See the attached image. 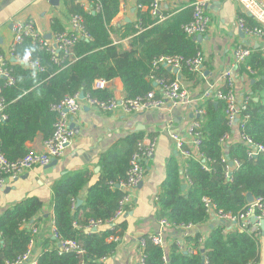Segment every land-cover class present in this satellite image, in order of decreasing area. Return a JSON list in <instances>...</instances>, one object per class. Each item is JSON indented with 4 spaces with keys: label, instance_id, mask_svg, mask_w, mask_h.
Returning <instances> with one entry per match:
<instances>
[{
    "label": "trees",
    "instance_id": "trees-1",
    "mask_svg": "<svg viewBox=\"0 0 264 264\" xmlns=\"http://www.w3.org/2000/svg\"><path fill=\"white\" fill-rule=\"evenodd\" d=\"M135 1L131 17L112 26L121 0H87L92 7L90 11L72 0L71 13L81 16L87 34V39L79 38L73 45L74 62L63 58L61 51L56 53L59 62H55L49 51L30 37H24L9 50L8 57L4 56L14 80L11 85H6L0 78L4 98L1 114L5 115L0 119V153L7 161L14 162L26 155L31 150L27 143L38 135L42 141L51 137L57 119L52 106L65 94L82 91L91 97L107 99L112 96L111 90L95 88L94 82L98 78L112 80L118 77L125 96L134 98L155 89L158 86L153 85L155 81L177 79L176 74L162 66L153 68L151 63L155 57L181 55L191 58L200 51L193 36L186 35L182 29L191 19L190 3L193 0L184 6H163L164 19L160 21L151 17L149 8L137 7L138 4L149 6L151 0ZM95 4L100 6L98 10H95ZM238 16L246 26L255 25L253 19L244 13ZM64 30L60 18L51 19V34ZM112 34L119 38L129 37V47L126 49L114 43ZM27 56L38 61L41 69L24 65L20 60ZM244 65L254 71L252 88L260 96L256 101L249 99L245 132L254 142L264 146V55L260 50H252ZM245 66L241 70L246 69ZM180 71L187 80L195 81L200 75L185 67ZM198 108L205 111L202 117L196 118L200 122L199 156L183 160L184 167L175 157L167 161L166 177L156 199L157 219L196 226L210 219L202 201L204 197L223 212L230 213L245 209L247 192L255 198L264 197V151L250 158L242 143L230 141L224 147L221 145L222 135L236 134L227 123L223 101L207 99ZM142 136V131L126 135L99 154L98 177L87 188V215L83 221L85 226L90 220H101L103 223L95 229L87 232L79 227V209L75 207L87 180L84 170L67 171L51 183L55 238L44 239L45 247L35 256V262L26 261L24 264H77L81 260L86 264H102L100 260L113 253L118 241L109 238L123 233L126 222L116 221L108 226L104 221L114 214L124 195L123 190L114 185L126 180L130 157ZM223 157L239 162L230 180L225 177ZM182 185L186 187L182 188ZM42 209L43 202L39 197L28 196L0 213V264H11L29 250L34 237L31 231L36 227L31 221ZM213 222L206 237L199 233L184 237L185 246L196 249V253L185 252L176 243L179 241L177 237L166 246H160L151 242L147 235L142 236L146 239L145 264H201L203 257L208 259V264L264 261V249L261 250L264 235L258 237L240 229L226 231L220 221ZM173 232L168 230L166 237L173 236ZM201 237L203 240L199 242ZM60 240L77 242L83 253L60 251ZM50 242L54 245L50 246Z\"/></svg>",
    "mask_w": 264,
    "mask_h": 264
},
{
    "label": "crops",
    "instance_id": "crops-1",
    "mask_svg": "<svg viewBox=\"0 0 264 264\" xmlns=\"http://www.w3.org/2000/svg\"><path fill=\"white\" fill-rule=\"evenodd\" d=\"M71 1L59 0L57 5H52L48 0H0V52L3 56L8 57L13 40L12 24L16 20H32L40 33L46 36L48 33L51 34V19L58 17L62 20L65 30H68ZM188 1L176 0L174 6H171H184ZM204 1L209 24L205 33L201 34L200 41L196 40L203 57L201 74L195 81L185 79L180 70L176 74L177 80L191 99L189 104L140 113H126L120 109L102 111L89 105L84 99L86 96L84 92L78 91L80 110L70 119V124L74 125V137L65 147L63 156L55 159L54 165L34 166L18 177L5 180L0 188V213L8 206L28 196L39 197L43 202V209L38 214L39 216L31 221L36 225L33 242L30 244V254L33 259L44 249V239L54 236L51 183L67 171L84 170L87 180L78 198L81 203L76 206L75 202V207L79 209V227L84 230L83 221L87 215L85 196L89 185L98 177L99 170L95 171V169L99 167V154L116 141L136 131L155 135L157 137L156 149L151 158L144 163L146 168L144 178L140 185L130 192L129 203L118 220L126 222V229L119 235L113 253L103 258L102 264H137L138 240L144 235L162 232L167 242H170L172 238H181V233L174 230L173 236L167 238L165 234L167 230L162 231L159 219L155 215V198L166 177L167 161L175 157L181 167H184L183 160L176 151L166 126L170 124V131L185 136L188 126L197 118L196 109L205 101L202 99L203 92L210 87H220L223 84V74L226 72H229L233 79V89L238 101L248 96L255 101L260 99L252 88L254 71L249 73L246 69L241 70V67H235L234 50L242 45L248 47L250 53L257 49L264 55L263 41L247 34L241 35L238 15L242 11L237 0ZM75 2L85 7L87 0H76ZM135 2V0H121L119 13L114 17L111 25L116 26L122 19L130 18L133 13L131 8L135 6ZM112 38L123 48L129 47V37L119 38L116 34H112ZM74 61L75 58L72 56L71 62ZM106 88L111 90L112 96L118 98L125 96L118 77L110 80ZM262 97L264 99V94ZM236 137L237 133H234L232 138ZM27 146L32 151H43V141L39 135L33 141L28 142ZM213 221L209 219L205 223L193 226L188 233H199L202 237H206L214 225ZM49 244L53 246L54 242ZM261 247L263 251L264 241Z\"/></svg>",
    "mask_w": 264,
    "mask_h": 264
},
{
    "label": "built area",
    "instance_id": "built-area-1",
    "mask_svg": "<svg viewBox=\"0 0 264 264\" xmlns=\"http://www.w3.org/2000/svg\"><path fill=\"white\" fill-rule=\"evenodd\" d=\"M175 1L176 0H151L149 6L138 4L137 7L143 10L149 8L151 17L157 18L158 21H160L164 19V16L162 15L163 6L174 5ZM237 1L241 7L242 13L255 21V25L250 27L246 26L244 20L239 17L238 26L240 30L244 34L259 38L264 43V0ZM205 5L204 0H193L190 3V6L192 7L191 19L182 26L186 35L194 37L205 33L209 24V17L205 11ZM99 7L98 4H95V10H98ZM84 8L90 11L92 9L90 2L86 3ZM12 33L13 40L10 46V51L14 48L15 44L21 42L24 37H30L32 41L37 42L42 47L46 48L55 62H59V58L56 56V53L59 51L62 52L63 58L67 57L70 62L74 43L79 38L87 39L81 16L72 13L69 18V29L53 33L50 35L49 39L40 33L35 26V23L30 19L14 21L12 24ZM113 42L117 43V41ZM249 55L250 49L248 47L242 45L237 46L234 50L235 67L238 68L245 66V61ZM20 61L30 68L41 69L38 61H33L28 56L21 58ZM202 62L203 57L199 51L191 58H184L181 55H159L152 60L151 65L153 68L159 66L166 68L169 66L171 68H177L178 70L185 67L192 72H198V74H201ZM245 68L249 73H253V70L249 66H245ZM0 78L5 80L6 85H11L14 81L11 75V70L7 67L5 57L2 54H0ZM109 81L110 80L98 78L94 82V87L100 89L106 88L109 85ZM154 83H156L155 86L158 85L155 89L149 90L145 94L134 98H128L126 96L118 98L113 95L107 99H99L97 97L86 95L84 99L89 105L96 107L99 110L113 111L120 109L126 113H140L153 109L171 108L177 105L189 104L191 102L187 91L182 88L179 80L175 79L171 82L155 81ZM222 83L223 84L220 87H210L202 94V99L204 100L211 99L224 102L227 123L232 127V130L234 129L237 133L235 139L232 138L231 133H225L221 136L219 142L223 147L230 141L242 143L247 148L248 157H255L264 151V146L254 142L245 132V122L249 117L246 110L250 97H245L241 101L236 99L233 89V79L229 72L223 74ZM3 101L4 98L1 95L0 88V119L5 118V115L1 114ZM52 109L57 113V119L51 137L43 141V151L36 152L30 150L26 155L14 162L7 161L0 153V188L7 178L18 177L24 171L29 170L34 166H47L53 159L63 156L65 147L74 137V130L70 127V119L80 110L78 94H65L58 103L52 106ZM196 114L197 117H202L205 114V111L204 109L198 108L196 109ZM170 127L171 125L168 124L166 129L168 130V133L174 142V147L182 160L199 156L198 149L201 142L199 131L200 122L194 119L188 126L185 136L170 131ZM156 145L157 137L149 133H144L137 141L136 149L130 157L126 180L118 184V188L123 190L124 195L119 200L118 208L114 214L108 220L104 221L108 226L121 218L126 205L129 203L130 192L135 190L144 178L146 171L144 163L154 154ZM222 160L226 163L225 177L227 180H230L231 173L233 169L238 167L239 162L237 160H229L225 157H223ZM110 185H113V183L110 182ZM156 199L157 197L155 200ZM202 201L204 202L205 210L209 214L210 219L220 221L225 225L226 231L240 229L247 233L254 234V236H263L261 221L264 220V197H253L251 202L247 201L245 209L238 213L223 212L207 197L202 198ZM253 214L255 215L254 220ZM102 223L101 220H90L85 224L84 230L88 232ZM159 225L164 232L165 230L179 231L182 236L176 243L184 249L185 252L196 253V249H192L190 246L186 247L184 241V237L189 234L188 231L193 225L175 224L174 222L167 221L165 218L159 219ZM31 232L34 236L36 229L33 228ZM147 238L154 244L160 246H166V244L170 243L165 241L162 232L149 234L147 235ZM109 239L118 241L119 235H112ZM202 240L203 238L201 237L199 242H202ZM32 242L33 238L31 239L30 244ZM138 243L139 257L137 264H145L143 250L146 239L141 237L139 238ZM30 244L29 250L20 258L15 259L11 264H24L26 261L32 263L35 262L30 254ZM58 246L60 251H74L78 255L83 253L81 246L73 240H60ZM100 261H102V259ZM208 263V259L203 257L201 264ZM77 264H86V262L81 260ZM247 264H264V261H259L258 263L249 262Z\"/></svg>",
    "mask_w": 264,
    "mask_h": 264
},
{
    "label": "water",
    "instance_id": "water-1",
    "mask_svg": "<svg viewBox=\"0 0 264 264\" xmlns=\"http://www.w3.org/2000/svg\"><path fill=\"white\" fill-rule=\"evenodd\" d=\"M48 1H49V3L52 4V5H57L58 2H59V0H48ZM134 10H135V8L132 7V8H131V12H133ZM125 20H128V17L125 18ZM243 34H244V33L241 31V35H243ZM50 35H51L50 33L46 34L47 39H49ZM193 38H194V40L200 41V39L202 38V36H201V35H197V36H194ZM11 60H14V58H11ZM166 69H167L168 71L173 72L174 74H177V73H178V69H177V68H171V67L168 66V67H166ZM155 84H156V83H153V85H155ZM70 127L74 129V125H73L72 123L70 124ZM136 129H137V128H136ZM55 163H56V160L53 159V160L48 164V166L54 165ZM98 170H99V167H96L95 171H98ZM139 185H140V184H139ZM115 187L118 188L119 185L116 184ZM185 187H186V185H182V188H185ZM246 199H247L248 202H251V201H252L253 196H252V194H251L250 192H247V193H246ZM80 203H81V200H80V199H77V200H76V206L79 205ZM254 217H255V215L253 214V220H254ZM261 226H262L263 235H264V220L261 221ZM53 238H55V237L53 236Z\"/></svg>",
    "mask_w": 264,
    "mask_h": 264
},
{
    "label": "bare ground",
    "instance_id": "bare-ground-1",
    "mask_svg": "<svg viewBox=\"0 0 264 264\" xmlns=\"http://www.w3.org/2000/svg\"><path fill=\"white\" fill-rule=\"evenodd\" d=\"M153 234H155V233H153Z\"/></svg>",
    "mask_w": 264,
    "mask_h": 264
}]
</instances>
